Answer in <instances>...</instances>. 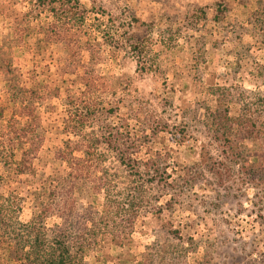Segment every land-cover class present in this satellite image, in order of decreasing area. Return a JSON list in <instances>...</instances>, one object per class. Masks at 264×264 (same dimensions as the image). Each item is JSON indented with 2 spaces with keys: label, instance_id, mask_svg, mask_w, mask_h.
<instances>
[{
  "label": "rangeland",
  "instance_id": "374dc122",
  "mask_svg": "<svg viewBox=\"0 0 264 264\" xmlns=\"http://www.w3.org/2000/svg\"><path fill=\"white\" fill-rule=\"evenodd\" d=\"M61 229L82 264H264V0H0V264Z\"/></svg>",
  "mask_w": 264,
  "mask_h": 264
},
{
  "label": "trees",
  "instance_id": "16d2710c",
  "mask_svg": "<svg viewBox=\"0 0 264 264\" xmlns=\"http://www.w3.org/2000/svg\"><path fill=\"white\" fill-rule=\"evenodd\" d=\"M227 120L229 119L226 114L225 117L222 118V127H228L229 122ZM114 143L116 142L108 141L109 145L113 146L114 149H117V146L114 145ZM221 152L224 154L226 160L240 158L241 156V151H237L229 141L221 143ZM118 155L123 164L129 165V167L133 165V159L128 157L125 152L120 151ZM148 164L149 162L146 165L148 166ZM246 167L247 166L242 165L241 171L243 172ZM246 170L247 168L245 169V173H247ZM157 171H159L158 168ZM51 243V249L49 252L46 253L45 251L43 252V250L41 251V260H39L40 264H82V257L78 258L79 255L77 256L72 253V245L68 242V233H66L64 229H61L60 233L54 236Z\"/></svg>",
  "mask_w": 264,
  "mask_h": 264
}]
</instances>
